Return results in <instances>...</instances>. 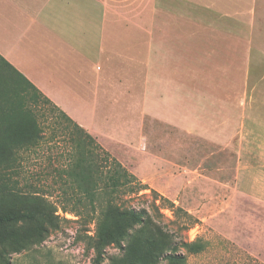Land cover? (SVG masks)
<instances>
[{"label":"rangeland","instance_id":"1","mask_svg":"<svg viewBox=\"0 0 264 264\" xmlns=\"http://www.w3.org/2000/svg\"><path fill=\"white\" fill-rule=\"evenodd\" d=\"M227 4L232 5L226 7ZM215 6L159 8L157 0H117V6L111 8L118 32L165 30L167 25L165 29L158 27L159 9H164L177 15L175 19L168 17L170 29L198 36L213 27L215 32L229 33L225 42L230 51L224 54L228 63L223 71L199 70L195 81L199 96L228 97L232 110L239 112V123L231 117L223 134L208 135L210 123L207 124L205 114H199L203 126L195 132L184 128L176 132L169 127L145 128L152 153L150 157L135 153L137 162L133 161V168L147 189L140 193L144 195L137 196L121 192L120 202L127 207L151 209L155 198L160 202L162 195L196 216L199 223L183 232V236L189 240L202 236L209 244L198 254L182 250L186 264H256L254 261L264 264V0H227L224 5L215 2ZM165 15L162 19L167 23ZM125 59L126 51L113 63L118 98L123 97L122 91L132 80L128 77ZM140 70L139 66L130 71L140 76ZM205 72L211 77H204ZM123 81L124 85H120ZM0 82L6 88L14 85L15 95L35 109L47 138L54 130L59 133L54 118L57 112L35 96L26 82L1 59ZM140 86L136 81L135 97L141 95ZM34 97L38 103L33 101ZM101 98L99 106L103 110L108 97ZM112 103L120 108L124 102L116 103L113 99ZM98 127L107 130L101 133L107 146L94 135L97 141L133 173V168L126 164L133 153L126 141L129 136L124 126L110 129L105 128V123ZM71 146L67 136L58 135L22 153L20 184L28 190L38 189L66 220L59 219L57 227L46 225L43 237L38 235L33 223L9 226L6 233L10 239L0 244V264H95V252L88 248L86 237L95 233V221L89 222L70 211L79 210L89 218L95 215L84 195L71 186L63 171ZM153 163L159 167L153 169ZM143 176L153 179L148 182ZM161 211L165 214V223L175 228L168 219L172 218V212L167 208ZM106 256L101 264H127L120 260L122 253L115 245L107 248Z\"/></svg>","mask_w":264,"mask_h":264},{"label":"crops","instance_id":"2","mask_svg":"<svg viewBox=\"0 0 264 264\" xmlns=\"http://www.w3.org/2000/svg\"><path fill=\"white\" fill-rule=\"evenodd\" d=\"M225 1L157 0V5L214 8L215 2L224 5ZM114 6L117 0H0V55L106 146L101 133L107 130L98 126H124L133 153L131 161H126L131 168L137 162L135 153L145 157L152 153L145 128L195 132L203 126L199 114H205L210 123L208 135L226 132L231 117L239 123V112L232 110L230 98L199 96L195 81L199 70L223 71L228 63L224 54L230 51L225 42L229 33L215 32L213 27L198 36L170 29L169 18L177 15L164 9H159L158 27L167 25L165 30L118 32L111 16ZM125 51L132 80L118 98L113 63ZM139 66L140 76L130 71ZM207 72L203 76L211 77ZM136 81L141 84L137 97L133 94ZM102 95L108 97V103L100 110ZM113 99L124 103L118 108ZM132 170L139 175L137 169ZM150 177L143 176L148 182Z\"/></svg>","mask_w":264,"mask_h":264},{"label":"trees","instance_id":"3","mask_svg":"<svg viewBox=\"0 0 264 264\" xmlns=\"http://www.w3.org/2000/svg\"><path fill=\"white\" fill-rule=\"evenodd\" d=\"M0 59L26 82L35 96L52 106L57 112L55 125L60 129L59 133L54 130L47 138L35 109L15 95L17 89L14 85L6 88L0 82V244L10 239L6 233L9 226L33 223L38 235L43 237L47 232L46 225L57 227L59 219L66 220L56 213V205L38 189L24 188L19 179L22 176V153L32 151L48 139L64 135L72 146L63 171L71 186L84 195L95 215L89 218L79 210L70 211L89 222L95 221V233L86 235L88 248L95 252V264L102 263L111 245L119 248L120 260L127 264H161L162 261L186 264L187 258L182 250L198 254L207 249L209 241L204 237L189 240L183 236V232L190 230L199 220L171 199L160 195L161 201L157 202L158 198H155L151 209H136L121 203V192L144 195L140 193L147 189V185L1 55ZM33 101L38 103L36 97ZM162 208L172 212V218L168 219L175 228L165 223ZM64 211L68 209L64 207Z\"/></svg>","mask_w":264,"mask_h":264}]
</instances>
